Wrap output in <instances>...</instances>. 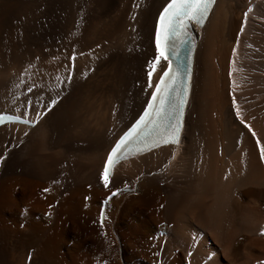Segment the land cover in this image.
Segmentation results:
<instances>
[{"label": "bare ground", "instance_id": "obj_1", "mask_svg": "<svg viewBox=\"0 0 264 264\" xmlns=\"http://www.w3.org/2000/svg\"><path fill=\"white\" fill-rule=\"evenodd\" d=\"M168 1L0 0V113L36 122L0 127V244L24 243L5 264H26L29 250L32 264H59L53 254L71 239L46 221L23 227L19 214H59L85 200L84 212L62 223L66 235L83 228L81 243L63 254L68 262L79 246L98 251L86 246L93 238L117 243L118 256L113 245L101 255L109 264H262L264 0H216L204 25H193L180 142L120 161L108 187L101 178L108 151L167 66L148 75ZM45 194L46 203H32ZM108 196L100 232L89 221Z\"/></svg>", "mask_w": 264, "mask_h": 264}, {"label": "snow or ice", "instance_id": "obj_2", "mask_svg": "<svg viewBox=\"0 0 264 264\" xmlns=\"http://www.w3.org/2000/svg\"><path fill=\"white\" fill-rule=\"evenodd\" d=\"M214 2V0H170L159 13L158 28L156 31V45L159 51V58L168 60L166 51L171 48L173 55H179L176 51L175 41L180 40L182 35H186V30L189 21H201L203 16L207 13L208 4ZM158 63V60L154 62ZM149 76L152 75L150 70ZM179 76V70L173 71L171 64H169L167 70L161 77L160 82L156 84V91L152 93L151 102L148 104V109L144 112V115L140 117L134 128L126 134L112 149L101 173L104 186L108 187L110 183V176L112 170L120 162L121 158H127V153L122 152L125 146L142 130L143 127L147 126L148 123H155L151 119L154 115L156 117L165 118L170 115L165 111V105L169 104V93L175 90V85ZM184 101L180 100V105ZM235 103V102H234ZM173 111L177 113L176 119L179 117V107L173 108ZM239 114V113H238ZM19 119V117H16ZM4 117L0 116V123H2ZM179 131V124L172 127V130L167 133V138L162 139L159 142L162 143H173L178 142L176 139ZM255 135V133H253ZM262 158H264V146L261 147ZM48 191V189H45ZM115 195V193H113ZM104 215L101 214V225L104 223ZM264 234V230L262 233Z\"/></svg>", "mask_w": 264, "mask_h": 264}, {"label": "rangeland", "instance_id": "obj_3", "mask_svg": "<svg viewBox=\"0 0 264 264\" xmlns=\"http://www.w3.org/2000/svg\"><path fill=\"white\" fill-rule=\"evenodd\" d=\"M1 176H2V174H1V172H0V178H1ZM126 188H129V187H126ZM125 188V189H126ZM131 189V188H130ZM127 193H132V191H128ZM117 196H119V194L117 195ZM44 197V198H43ZM114 197H116V196H114ZM34 198V197H33ZM32 198V203L34 204V203H39V204H44V203H46L47 202V196H46V194L44 195V196H41V197H38L39 199H33ZM46 199V200H45ZM85 203H87V201L85 200V202H82L81 203V205L79 206L78 205V203H77V201L74 203V210H72V209H70V207H67V205H65V208L67 209H65V211H63V210H60L59 211V214H47V212H43V211H39L37 214H30L29 213V211L28 212H25V214L23 213V215L22 214H19L21 217H19L20 218V221H21V225L23 226V227H25V226H27L29 223H31L33 220H35V221H37V222H44L45 223V221H46V223H45V227H47V228H49L50 230H53V232H55V233H58V235L60 236V237H69L70 239H71V241L69 242V243H66L65 241H64V248H62L61 249V253H60V256H56V255H54L53 254V256L56 258V260H58V262H59V264H70L69 262L71 261V263L72 264H109L111 261H109L108 262V260H107V262H106V260H104L103 261V259L101 258V255H102V253L103 252H105V254H109L110 255V250H111V246H112V249H114V252H115V256H118V254L120 253V250H119V248H118V245H117V243L116 242H114L113 244H110L109 243V241H100V240H96V241H94V239L92 238V240H90L88 243H86V246L89 248L90 246H94V248L96 249V250H98V251H94V252H90V250H88V249H84L85 247H77V251H76V253H75V256H73L72 257V259H70V261L68 262L67 261V255H63L64 253H66V252H68V251H70L71 249H74V248H76V244H80L81 242H80V234H81V232H82V230H83V228H82V230L80 229L81 227H78L77 226V224L76 225H74V226H72L71 225V228H72V231L71 232H69L67 235H66V232L67 231H65V233L64 232H62L63 230L62 229H64V228H61V227H63L62 226V223H63V221L65 220V221H67L68 219L71 221L72 219H74V216H73V213L75 212V213H78V212H80V213H83L84 212V209H86L87 208V206H86V204ZM61 204V201L60 200H58L57 202H55V203H53L52 205L51 204H47L48 205V207H50V208H52V209H55V208H58V206ZM83 204H84V207H83ZM54 207V208H53ZM63 207V206H62ZM68 209H70V210H68ZM70 211V212H69ZM27 213H29V214H27ZM68 213V214H67ZM65 214H67V215H65ZM69 215V216H68ZM94 216L91 218V220L89 221V226L90 227H92V228H95V229H99V231L100 232H102V231H105V225H101L100 223H99V219L97 220L96 219V215L97 214H93ZM31 216V217H30ZM3 216H1L0 215V228L2 227V226H4V222H3V218H2ZM63 217V218H62ZM14 218H15V220H17V213L16 214H14ZM31 220V221H30ZM59 220V221H58ZM68 220V223H67V227H69L70 226V221ZM75 220V219H74ZM64 221V224L63 225H65V222ZM61 222V225L59 224ZM78 222H81L80 220H78ZM11 223H12V221H11ZM10 222H6V225H8L9 226V224H11ZM58 223V224H57ZM0 232H1V230H0ZM79 232H80V234H79ZM55 235H57V234H55ZM264 235V234H263ZM11 236V235H10ZM7 237H9V236H7ZM88 237H90V234L88 233ZM18 238V237H17ZM17 238H16V241L13 243V238H9V242H7L6 243V241H4V239H6V238H4L3 239V242H2V244H0V258H1V260L3 261V260H5V259H7V257L6 256H9L10 255V251L11 252H13V251H15L16 250V252H17V254L21 251V250H23L22 248H24V246H23V244L24 243H22L21 241H20V239H18V244H19V242H21L22 243V245H21V243L18 245L17 244ZM73 239V240H72ZM239 239H240V237H239ZM238 239V240H239ZM75 240V241H74ZM5 242V243H4ZM73 242L75 243V245L73 244ZM76 242H78V243H76ZM13 245H12V244ZM66 243V244H65ZM94 243V244H93ZM3 244H6V245H3ZM108 244L110 245L109 247H108ZM2 245H3V247H2ZM16 245V247H14ZM20 245H21V247H20ZM12 246V247H11ZM23 246V247H22ZM16 248V249H15ZM83 248V249H82ZM13 251H12V250ZM117 249V250H116ZM88 251V252H87ZM143 250H141V252H142ZM100 252V253H99ZM108 252V253H107ZM144 253H146L145 251H143ZM142 252V253H143ZM92 253V254H91ZM99 253V254H98ZM35 254L36 253H34L32 250H29V252L27 253V257H26V264H32V262H33V259H34V257L33 256H35ZM85 254H86V256H85ZM91 254V255H90ZM100 255V256H99ZM144 255H146V254H144ZM64 256H66V258L64 257ZM5 257V259H2V258H4ZM92 257V258H91ZM96 257V258H95ZM147 257V256H146ZM91 258V259H90ZM94 258V259H93ZM63 260H65L64 262H63ZM137 260H139V262L138 263H136V264H151L152 263V261H151V257L149 258V257H147L146 259H145V257L144 258H142V257H140V258H137ZM0 261L2 264H5V262H6V260H5V262L3 261ZM32 261V262H31ZM140 261L142 262V263H140ZM96 262V263H95ZM154 262V261H153ZM261 263L262 264H264V259L261 261Z\"/></svg>", "mask_w": 264, "mask_h": 264}]
</instances>
